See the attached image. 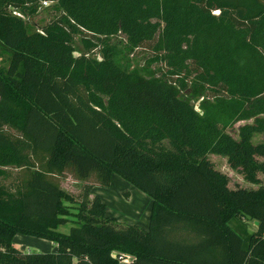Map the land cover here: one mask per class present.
I'll list each match as a JSON object with an SVG mask.
<instances>
[{
  "label": "trees",
  "instance_id": "1",
  "mask_svg": "<svg viewBox=\"0 0 264 264\" xmlns=\"http://www.w3.org/2000/svg\"><path fill=\"white\" fill-rule=\"evenodd\" d=\"M41 1L0 0V264H264V0ZM118 36L148 45L161 77L117 64ZM214 154L259 187L230 189ZM115 174L151 198L146 228L90 198ZM233 218L258 221L246 247ZM16 234L56 251L24 253Z\"/></svg>",
  "mask_w": 264,
  "mask_h": 264
},
{
  "label": "rangeland",
  "instance_id": "2",
  "mask_svg": "<svg viewBox=\"0 0 264 264\" xmlns=\"http://www.w3.org/2000/svg\"><path fill=\"white\" fill-rule=\"evenodd\" d=\"M41 5V4H40ZM41 8H44L43 5ZM56 12L53 9L44 10L40 18H37L38 22H43L44 20H50L55 18ZM75 42V52L79 53L82 47V40L79 35L74 37ZM87 38V37H85ZM88 39V38H87ZM92 42L96 43L98 48H95V54L99 55L98 50L102 48L100 42L95 38L92 39ZM112 45L117 49V53L114 56V61L122 67H125L127 70L135 69L139 71L144 76L153 75L155 77H161V73L166 71V67L163 66L162 62H151V58L154 53H152L148 45H144L140 48H131L126 43V39L123 37H113L110 39ZM10 55L2 48L0 45V68L5 70L10 62ZM173 79V78H172ZM172 79H170L172 81ZM200 99L191 100L190 103L193 105L195 111H200L199 102ZM251 122V120L247 121ZM246 122H238L233 128L227 130V132L236 136V130L239 125H242ZM254 144H264V133L255 134L252 138ZM208 161L212 164L214 170H218L221 173L225 174L228 177V187L232 188H244V189H256L259 186L247 183L243 180L241 174L234 170H230L226 159L219 155H208ZM257 161L264 165V157H257ZM15 172V171H12ZM14 173H12L13 175ZM14 177V175H13ZM67 176L65 178H68ZM260 185L264 186V174L259 173L257 175ZM64 178V179H65ZM71 178V177H70ZM72 183L76 181L72 179ZM9 182V181H8ZM7 181L0 179V184H7ZM67 191L73 196L75 202L72 205H76L81 200V195L83 193L82 183L77 182L72 184L67 188ZM127 194V195H125ZM102 202L106 207V214L108 217L115 218L116 223L119 225H132L136 224L142 228H146L148 225V218L151 210V198L143 193L140 189H137L131 183L129 184L123 178L118 175H114V186L111 189H108L107 192L102 194ZM73 207V206H72ZM75 211V209H73ZM70 224L61 227L59 231L67 232L70 228ZM230 227L234 229L243 239V245L246 247L249 235L252 231L255 230L256 226L252 220H246L244 218H233L230 222ZM33 247H36L35 245ZM28 248L24 253L39 252V249Z\"/></svg>",
  "mask_w": 264,
  "mask_h": 264
},
{
  "label": "crops",
  "instance_id": "3",
  "mask_svg": "<svg viewBox=\"0 0 264 264\" xmlns=\"http://www.w3.org/2000/svg\"><path fill=\"white\" fill-rule=\"evenodd\" d=\"M13 171H15V170H13ZM12 173H15V172H12V170L10 171V175H11L10 176V182H12V180H13ZM113 179H114V176H113ZM72 182H73L72 178H70V177L65 178V179L63 178L60 181L61 190L69 193V191H67V188H69V186H71L72 184L77 183V182H75V183H72ZM108 189H111V188H102L99 186H97V187L94 186L90 189L91 190L90 191V198H92L95 195H98L102 200V194L107 192ZM12 243H13V246L20 249L21 251H25L28 248L33 247L34 245L36 247H33V248L39 249V252H48V251L49 252H55L56 251V244H54L51 241H48V240L45 241V240L37 239V238L31 237V236L30 237L24 236L21 234L14 235Z\"/></svg>",
  "mask_w": 264,
  "mask_h": 264
},
{
  "label": "built area",
  "instance_id": "4",
  "mask_svg": "<svg viewBox=\"0 0 264 264\" xmlns=\"http://www.w3.org/2000/svg\"><path fill=\"white\" fill-rule=\"evenodd\" d=\"M53 2L52 1H46V0H42L41 1V5H43V6H49L50 4H52ZM12 13L14 14V15H16V16H18V17H20V18H23L16 10H13L12 9ZM213 13H216L215 11H213ZM39 33L41 34V32L39 31ZM79 53H76V55H78ZM73 55H74V53H73ZM76 55H74V56H76ZM97 59L98 60H100V56H97Z\"/></svg>",
  "mask_w": 264,
  "mask_h": 264
},
{
  "label": "water",
  "instance_id": "5",
  "mask_svg": "<svg viewBox=\"0 0 264 264\" xmlns=\"http://www.w3.org/2000/svg\"><path fill=\"white\" fill-rule=\"evenodd\" d=\"M254 225L257 226L258 225V221H253Z\"/></svg>",
  "mask_w": 264,
  "mask_h": 264
}]
</instances>
